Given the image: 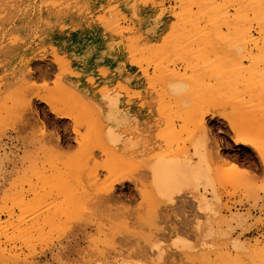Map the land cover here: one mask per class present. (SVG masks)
I'll list each match as a JSON object with an SVG mask.
<instances>
[{
  "label": "rangeland",
  "instance_id": "374dc122",
  "mask_svg": "<svg viewBox=\"0 0 264 264\" xmlns=\"http://www.w3.org/2000/svg\"><path fill=\"white\" fill-rule=\"evenodd\" d=\"M219 1L222 2V5L226 1L227 5L224 3V6L229 7L230 14L237 11V5L240 6L236 3L237 1ZM195 2L196 0H139V2L138 0H11L10 4L6 6V10L0 9V142L5 145V151L2 153L10 152L3 156V165L0 170V216L1 222L13 221L23 216H28L26 220L30 222L38 217L44 236L42 240L38 239L39 233L33 232L32 242L28 244L18 238L16 232L9 233L12 246L16 247L17 253L23 254L22 257H30L29 262L37 261L41 264H59L61 261L60 264H121L122 262L148 264V260L152 257V250L161 247L165 251L164 262L166 264H199L194 256H190V254L187 256L171 248L176 233L186 238L191 244L197 243V236L193 231V222L197 215L192 203L181 201V204L178 200L175 206L171 207L172 209L161 207L157 214L150 216V223L147 221L149 216H144L142 211L145 206H140V214L144 217L140 218L139 223L137 222L139 219L130 218L128 226H124L125 205L124 201L119 199L122 197V186L115 183L118 178L124 177L123 175L127 171L118 154L119 147L110 145L112 154L110 156L102 154V151L107 148L103 146L105 141L104 138H101L102 129L100 130V126L93 120L95 112L90 109L91 107L85 109L80 104L78 105L80 103L78 98L80 95L83 96L86 87L94 91L103 88H115V90L122 88L126 76L125 49L131 46V49L136 50L137 58L142 62L143 67L146 69L148 67L149 77L154 78L151 83L155 88L154 91L160 89L162 79L166 76L161 73H166L175 67L179 74L182 72L184 74L186 70V77L188 74H194L193 71L200 74L201 70V75L206 74V81L209 84H214L215 80L214 82L212 79L210 80L211 76L207 74L208 67L206 68L207 65L203 62L199 60V63L195 58H192L190 60L193 61L189 67L186 58L176 56V53H180L179 50L184 42L197 51L199 49L198 42L191 43L194 38L190 40V37L184 36L183 44L174 48L173 46L178 42H175L174 37L171 36V41L168 44L172 48L168 49L169 46L165 48L162 45L164 44L163 39L166 38L165 28L168 30L169 23H171L170 12L178 13L185 7L187 8L189 4L191 11L195 10L193 12L200 17L202 11L199 10L201 12L198 14ZM239 9L240 7H238ZM115 18L119 20L120 29L111 24ZM201 21L205 24L203 19ZM255 23L256 21L252 22L255 36L264 39V35L262 34V38L259 34L262 28ZM208 28L207 26L206 29ZM120 30L122 33L117 36L121 32ZM222 31L224 37L227 35L225 38L228 39L227 43L229 44H221L222 46L219 47L215 40L217 45L207 46L205 44V49L201 47L203 45H200V49L210 51L208 53L210 59L213 56L216 59V56L222 55L226 49L229 51L235 46L233 42L236 45L240 44L242 48L243 42L237 44L238 36L231 34L225 28ZM168 35L170 34L167 33ZM235 39L236 42L233 41ZM215 41L211 43L214 44ZM147 42L154 46L153 52L141 50L142 46L143 49L145 48ZM189 42L190 44H188ZM230 42L233 46L230 45ZM100 43L108 45L114 51L117 62L113 67L99 65L94 69L87 70L84 67L81 54L88 46L92 47ZM214 46L215 48L218 46L220 49L216 50ZM223 47L226 49L223 50ZM246 47L244 44L242 50ZM164 48L167 51H164ZM163 54L166 56L164 57ZM154 61L156 64L153 65ZM197 63L201 66L196 65ZM248 64L249 62L244 60L243 67H249ZM157 66L160 69H157ZM166 66H168V71L164 70ZM23 75L24 77H22ZM145 86L148 87L147 83ZM148 91L149 94L153 93L152 89H148ZM76 93L79 96H76ZM211 99L209 97L207 101L203 99L195 101V105L192 104L191 109L188 108V110L202 109L201 103L204 107L203 111L206 109H209V112L215 110L217 116L213 119L210 116L206 118L207 122L209 121L207 129L209 128L208 131H211L209 133L211 143L214 138H217L219 142L221 141L223 151L228 157H234L236 162L247 166L252 172L255 171L252 181L254 187L257 185L255 189L258 191L250 192L227 180L217 184V194H219L218 198L220 197L217 202L218 207L216 206L219 214L217 213L215 217V220L218 219L216 220L218 224L215 225L217 234L207 241L206 251L210 252L209 259L213 261L216 259L214 256L216 250L224 253L227 251V247H231L233 242L238 241L242 242L245 248L247 247L245 250L248 253H253L251 256L255 264L257 262L264 264V259H260L261 255L264 258V179H262L264 178V166L261 165L260 159L252 153L250 147L234 144V134L225 121L228 117L237 116L238 113L235 114L229 105H227L228 107L223 106L221 105L223 103L220 104L217 101V104ZM24 101L26 102L24 103ZM28 101L32 103V108L38 112L37 116L40 117V120L35 119L34 112H29ZM203 101H206L205 106ZM210 101L213 104H208ZM50 103L57 109L70 113L71 118L59 119L55 117L56 115L49 109ZM216 104L217 107L214 106ZM222 106L225 109L228 108L226 111L229 112L224 111ZM185 110L188 111L187 108ZM25 115L28 117H26L27 119ZM32 115L34 116L32 117ZM262 115V118H258L257 127L252 130L254 134L260 132V128L262 129L264 125V110ZM37 120L44 121L46 125L45 130L42 128V131L46 132L44 133L45 137L40 131L41 123L38 124ZM240 127L242 130H246L244 124ZM76 133H79V136ZM76 138L80 139L79 143ZM58 146L63 147L62 151ZM117 161L124 168H120ZM108 167L112 168L111 171L108 170ZM74 171L77 173V177L72 174ZM98 171L99 173L104 172L100 173V179H102L99 183L95 185L94 180L91 182L86 180L85 177H92ZM83 180L85 183L88 182L87 187ZM260 184H263V187ZM89 185L90 187L92 185L91 189L95 190L92 189L89 192L91 190ZM258 186H261V190ZM109 187L113 189L112 195L102 199L99 189H108ZM83 192L87 196L83 195ZM133 194L135 201L132 203V208L134 206L133 209H139L142 200ZM17 198H21L23 205H26L22 206L23 211L16 203ZM84 200L85 203H83ZM95 200L98 204L101 202L102 209ZM88 202L90 206H88ZM9 212L13 213V218H9ZM232 216L233 218H231ZM43 220H46L44 224ZM119 227L124 230L120 231ZM212 251H215L214 254L211 253ZM153 258H157V256Z\"/></svg>",
  "mask_w": 264,
  "mask_h": 264
},
{
  "label": "bare ground",
  "instance_id": "6f19581e",
  "mask_svg": "<svg viewBox=\"0 0 264 264\" xmlns=\"http://www.w3.org/2000/svg\"><path fill=\"white\" fill-rule=\"evenodd\" d=\"M10 1L11 0H0V9H2L3 11L4 9L6 10V6L10 4ZM231 1L232 2L237 1L236 3L240 5V6L237 5L236 8L237 11L234 14L233 13L230 14V11L228 9L229 7L227 8V6H224V3L226 1L223 2L222 5V2H220L219 0H196L195 5L197 7L198 14L202 11L200 13L201 15L200 17L196 15L197 13L193 12L195 10L191 11V7L188 4L187 8L186 7L184 9L181 8L183 10H181L180 12L178 11V13L170 12L171 23H169L168 30H166L165 28L166 38L163 39L164 44H162L165 46V48L169 46L168 42L171 41L170 40L171 36L174 37L175 42H178L173 46L174 48H176L177 46H181L183 44L184 36L185 37L187 36L186 38L190 37V40L194 38L191 42L192 44L193 41L194 43L198 42L199 49L197 51H195V49H192V46L186 45L184 42L183 46H181V49L179 50L180 53H176V56H178L179 58H183V57L186 58L187 62L189 63L188 65L189 67L191 66V62L193 61L190 60L192 58H195L197 62H199V60L200 62H203L205 65H207L206 68L208 67V71L206 70L208 73L207 72L206 73L209 76H211L209 77L210 80L212 79L213 82L215 80L214 84L210 83L211 84L210 85L209 82L206 81V74L201 75L202 74L201 70H200V74H197L198 73L197 71H193L194 74L192 75L188 74V76L186 77L185 76L186 70L184 74H182L183 72L179 74L175 70L176 67L174 69L172 68V70H169L170 71L169 73L167 69V67L169 66L168 65L164 67V70H167L168 72L161 73L162 70L160 72L161 74L166 75L162 79L160 89L158 91H154L155 88L153 87V84H151L152 79L154 78L149 77L148 67L147 69L143 67L142 62L139 61V58H137L136 50L131 49L132 47L131 46L125 49L124 66L126 68L125 69L126 76H125V83L122 84L121 89L115 90V88L114 89L103 88L100 89L99 91H94L86 87L85 91H83L82 94L83 96L81 95L79 96L76 93V96H79L78 99L80 103H78V105L80 104L85 109L86 107L87 108L91 107L90 109H93V111L95 112V117L93 118V120L97 125L100 126V130L102 129L101 130L102 137L101 136L100 137L104 138L105 141L104 142L105 145L103 144L102 145L104 146V148L105 147L107 148L106 150L102 151V154L109 156L110 154H112L110 145L119 147L118 154L122 160V165L125 167L127 171L126 174L123 175L124 177L121 178L117 177L118 179L116 180L115 183L116 185L122 186L123 198L121 197L119 199H122L125 205L124 216H126L127 220L126 219H125L126 221L124 220L125 222L124 226L125 227L128 226V219L130 218L139 219V221L137 222L138 223L140 222L141 220L140 218L143 216V215L141 216L140 214L141 213L140 206L143 207L145 206V208L142 211L144 216L146 217L149 216L147 220L149 222V219L151 218L150 216L153 214H157L158 209L160 208L161 210V207L170 209L171 207L175 206L178 200L180 201V203L181 201L192 203L194 205V208L196 209L195 211L197 215L193 222L194 225L193 231L197 236V243L191 244L186 238L176 233L175 234L176 237L172 242L171 248H173L176 251H180L182 254H185L187 256H189L188 254H190V256L191 255L194 256V258H197V260L199 261V264H255L251 256V254L253 255V253L251 254L248 253L247 250H245L247 247L245 248L242 242H238V241L233 242V244L231 245L232 248L227 247L226 249L227 251L224 253L217 252L216 250V252L214 251L216 254H214V252L212 251L211 253H213L214 256L216 257V259H214L213 261L209 259L210 252L206 251L208 247L207 241L214 238L217 234L215 230V225L218 224V222L216 221L218 219L215 220V217L217 213L219 214V212H217L216 210V206L218 207L217 202L219 201L220 198V197L218 198L219 194H217L218 192L216 189L217 184L219 185V182H223L227 180L228 182H231L234 185L237 184L242 188L249 190L250 192H256L258 190L255 189L257 185L254 187V183L252 181L254 178L253 173L255 171L252 172V170H250V168H248L245 165L242 166L241 163H238L235 161V159H233L234 157L233 158L230 156L228 157V155L225 154L223 151L224 148L220 143L221 141L219 142L217 138L216 139L212 138L213 140L211 143L210 140L211 137L209 136V133L211 131L209 132L208 131L209 128L207 129V124L209 121L207 122L206 118L210 116L211 119H213L215 116H217L215 110L214 111L212 110L213 112L212 111L209 112V109L203 111L202 109L204 107L201 102L199 103H201L202 109L200 108L195 109L194 108L195 103L198 102L199 100L201 101L202 99L207 101V98L210 97V99L212 98L211 99L212 102L216 101L215 103H217L218 101V103L220 104L223 103L221 104L223 106L229 105L230 108H233V110L235 111L234 113L235 114L238 113V115L230 118L226 117L227 121L225 122L228 123L227 126L230 127L231 131L234 134V139H235L234 144H236L237 146L250 147L252 149V153L255 154L258 157V159H260L262 163L260 164L264 166V125L261 123L263 127L262 129L260 128L261 130L260 132L254 134L252 131L253 128L257 127L258 118L260 117L262 118L263 116L262 114L264 110V39H261V37L257 38L252 30V22L256 21L257 26L259 25L258 27L262 28L260 29L261 31H259V34H261V36L262 34L264 35V0H231ZM238 7H240L239 10ZM199 10L201 11L199 12ZM202 19L205 21V24H203V22L201 21ZM111 24L116 25L115 27L118 28L120 26L118 25L119 20L116 18L111 22ZM207 26L209 27L208 29H206ZM224 28L227 29L228 32L230 31L231 34L233 33L234 35L238 36L237 38L239 42H237V44L238 43L242 44L243 42L242 48L244 47V44L247 47L246 49L244 48L242 50L240 44L236 45L233 42V45L235 46L232 47L229 51L228 49H226V47L225 48L223 47V50L226 49L228 54L226 53V51L224 52L221 51L223 52V54L224 53L226 54L216 56V59L214 58L215 56H213L212 59L214 60H212L208 56L210 55L208 54L210 53V51L208 50L209 52H207L206 50H204L205 49L204 46L205 44L207 46L208 45L213 46L216 44V41L219 47H221L223 44L225 45L228 39L225 38L227 35L225 37L222 35L223 33H225L222 31ZM205 31L207 32L205 33ZM221 31L223 33H221ZM121 33L122 31L119 32L117 36L121 35ZM167 33H169L170 35L167 36ZM210 39L213 41L216 40L215 43L214 44L211 43L213 41H211ZM236 39L233 41L236 42ZM188 44H190V42ZM200 45H203L201 47L204 49H200L201 48ZM230 45H232L231 42ZM230 45L229 47H231ZM218 46L216 47L219 48ZM165 48L164 51L166 50ZM170 48L172 47L169 46L168 49ZM217 48L215 49L217 50ZM154 49H155L154 46L150 45L149 42L145 44L144 49L143 46L141 48V50L143 51L145 50L149 52H153ZM83 51L84 52L81 54V59L84 61V67L87 70L94 69L99 65H108L113 67L117 62L116 54H114V51L110 49L108 45H103V43L93 45L92 47L88 46ZM143 51L141 52V56ZM214 53L216 54L215 51ZM165 54H163L164 57L166 56ZM244 60H246L247 63L249 62L248 64L249 67L247 68H245L246 66L243 67ZM154 64H156L155 61L153 65ZM196 65H198V63ZM198 66H201V64ZM157 67H158L157 69H160L159 66ZM189 69L191 70V68ZM200 69H204V68H200ZM194 70L196 69L194 68ZM30 76L28 77V79L30 78ZM22 77H24V75ZM161 77L163 76L161 75ZM146 83L148 87L145 86ZM147 88L150 90L152 89L153 93L149 94ZM206 101H203L204 106L206 104L205 103ZM25 102L26 101H24V103ZM192 104H194L193 105L194 109L189 111L188 108L191 109L190 106ZM208 104H213V103H211L210 101ZM217 104L214 106L217 107ZM27 106L30 109L29 112L30 113L34 112L36 115V116L32 115V117L34 116L36 117L35 119H39L40 117L37 116L38 112H36V109L32 108V103L28 101ZM27 106H25V108H27ZM198 106L200 107V104H198ZM223 106L222 109H225ZM186 108L188 111L185 110ZM49 109H51V113L56 115L55 117L59 119L71 118L70 113L57 109L51 103ZM226 110H228V108L225 109L224 111ZM26 117L27 116L25 115V118ZM40 123H41V125H39L41 127L40 131L42 133V136L45 137L44 133L46 132L45 131L43 132L42 130L46 129V125L44 124V121H41L38 124ZM242 124L245 125L246 130L241 129L240 125ZM77 135L79 136V133ZM76 139L77 142L80 140L79 138ZM76 139L74 140L76 141ZM58 147L59 149L61 148L60 151H62L63 147L60 146ZM58 147H56L57 150ZM4 148L5 145L0 142V170H1V166L3 165V160H4L3 156H5V154L10 153V152L2 153V151H5ZM118 163L119 164L117 165H119L120 167L121 164L120 162ZM124 167L121 166L120 168H124ZM111 169H112L111 167L110 168L108 167V170L111 171ZM83 171L85 172V170ZM100 173H104V172L101 171ZM100 173L98 171L92 177L90 176L89 178L87 177L85 178L88 182L94 180L95 182L94 184L96 185L102 179V178L100 179L101 176ZM72 174L74 175V177H77V173H75V171ZM84 181L85 180H83V182ZM88 182L86 183L84 182L86 184V187ZM263 184L260 185L263 187ZM92 185L91 187H93ZM69 188L72 189L71 186H69ZM92 189L89 192H91ZM133 190L135 191L134 194H133ZM99 191L102 193L100 194L102 195V199L103 198L105 199L106 196L109 197V195L110 196L112 195L113 189L109 187L108 189L107 188L99 189ZM84 194L86 193L83 192V195ZM132 194L135 196L137 195L142 200V204L139 205V209L137 207H136L137 209H133L134 206L132 208V203L133 201H135L134 200L135 197L133 198ZM95 196L98 198L97 195ZM252 198L255 199L254 197ZM99 199L101 200L100 197ZM85 200L83 201V203H85ZM89 201L91 202V200ZM97 201L96 204H98ZM257 201L254 202L256 203ZM104 202L106 201L104 200ZM16 203L23 211L22 206L23 207L26 206L23 205V200L21 198H17ZM99 203L101 204V202ZM87 204L88 206H90L89 202ZM95 205L93 206L95 207ZM98 205L97 207H99ZM102 205H104V203ZM97 207L96 209H98ZM166 213L168 215V212ZM183 213H185V211H183ZM8 216L9 218H13V213L9 212ZM27 217L23 216L13 221L1 222L2 218L0 216V264H22V263L41 264L37 261L29 262L30 257L27 256L22 257L23 254L17 253L16 247L12 246L11 240L9 239L10 232L11 233L16 232L18 238L26 241V243L28 244H31L32 242L33 232L39 233V237H38L39 240L40 239L42 240L44 238L41 232L42 231L40 226L41 223L39 222L38 217H35L34 220H31L30 222L26 220ZM231 218H233V216ZM224 220H226V218ZM44 221L46 222V220H43V224ZM137 222L135 223L137 224ZM119 228L121 231L122 228L121 227ZM219 232L218 234H220ZM222 235L225 236V234ZM3 239H5V241H3ZM164 253L165 251L161 247L152 250V257L150 260H148L149 261L148 264H166L164 262V257H166L164 256ZM154 256H157V258H153ZM260 259L262 260L264 259L262 255ZM58 261L60 262L61 260L59 259ZM258 263L259 262H257V264ZM121 264H130V263L122 262Z\"/></svg>",
  "mask_w": 264,
  "mask_h": 264
}]
</instances>
